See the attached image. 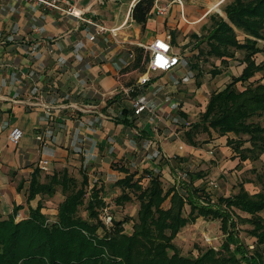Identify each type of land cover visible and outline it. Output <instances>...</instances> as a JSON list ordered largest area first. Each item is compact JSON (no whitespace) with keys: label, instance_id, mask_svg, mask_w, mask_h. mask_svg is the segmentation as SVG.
<instances>
[{"label":"crops","instance_id":"1","mask_svg":"<svg viewBox=\"0 0 264 264\" xmlns=\"http://www.w3.org/2000/svg\"><path fill=\"white\" fill-rule=\"evenodd\" d=\"M69 1L71 14L63 7L0 0V210L6 211L0 214L21 206L17 221L36 208L39 196L30 203L25 196L30 175L43 160L45 174L78 164L89 169L93 180L114 184L124 176L120 167H139L134 170L138 177L143 168L161 171L170 165L152 159L156 151L181 162L205 158L198 147L202 132L194 137L197 146L189 145L184 133L205 111L210 93L223 89L245 68L241 52L226 66L214 58L200 61L203 78L196 86L191 61L198 43L193 36L206 33L212 14L226 19L220 10L225 0H165V13L158 14L155 4L144 29L131 18L138 0ZM235 32L239 40L246 37L241 30ZM168 36L180 64L168 72L149 71L147 46ZM258 43L263 52L255 55L256 63L264 62V41ZM139 54L144 72L134 67ZM215 66L222 72L211 76ZM143 75L149 81L139 84ZM135 100L149 109L134 115ZM14 127L23 132L17 145L8 140ZM222 138L221 151L233 154L227 136L213 135V141L201 146L219 145ZM260 161L264 163V153ZM204 170L198 171L203 174L198 180L205 178Z\"/></svg>","mask_w":264,"mask_h":264},{"label":"trees","instance_id":"2","mask_svg":"<svg viewBox=\"0 0 264 264\" xmlns=\"http://www.w3.org/2000/svg\"><path fill=\"white\" fill-rule=\"evenodd\" d=\"M154 5L155 0H138L132 8L131 18L141 29ZM223 12L226 19L212 14L206 33L193 36L198 43L191 61L196 86L201 84L200 61L214 58L226 66L241 52L245 68L223 89L210 93L205 111L184 136L192 146L198 145L194 137L200 132L227 136L226 145L240 163L255 162L264 153V75L253 80L257 73H264V62L255 61V55L263 52L258 40L264 41V0H231ZM235 29L246 37L239 40ZM203 43L206 49H200ZM135 63V68L145 71L142 54ZM221 72L215 66L209 73ZM118 169L124 176L113 184L120 191L114 204L138 202L131 232L124 229L128 217L111 218L109 225L102 220L107 207L104 187L90 180L82 167L78 179L68 168L45 174L39 165L30 175L25 196L27 203L39 196L36 208H29L28 216L18 221L21 206L0 214V264H264V164L261 175L257 174L261 186L257 193L250 194L241 185L233 195L215 196L214 203L206 185L195 184L202 173L186 172V181L177 180L166 188L159 168H143L138 177L137 171ZM58 189L63 200L51 220L41 211L42 199L52 198ZM200 200L208 203L202 205ZM198 218L218 220L224 240L218 249L207 246L196 256L183 255L175 239ZM239 225H248L245 232L254 240L252 245L238 238Z\"/></svg>","mask_w":264,"mask_h":264},{"label":"rangeland","instance_id":"3","mask_svg":"<svg viewBox=\"0 0 264 264\" xmlns=\"http://www.w3.org/2000/svg\"><path fill=\"white\" fill-rule=\"evenodd\" d=\"M230 1L231 0H225V3L220 7V10L222 11L223 7H225V5ZM166 2L167 1L164 0L163 3L160 1L157 3V0H155V4H159V7L164 6ZM206 70H209V68H205L204 71ZM237 87L239 89H242L240 84H237ZM198 118L199 116L197 117V119ZM213 135L216 137V134L214 133H212L210 136L204 134V132L198 135V138L200 139V144L198 145V147L203 148L201 155L205 154V158H193L191 161L187 160L185 162L178 161V159L176 158H171L170 162H168L170 163V165L164 166L161 170L163 185L166 188H169L172 184L176 182L175 176H179L180 174L182 175L183 172L198 173L200 169H205L204 171H206L208 175L206 173L205 178L202 180L195 181V184L207 186L208 183L211 181L216 183L217 188H211L210 191L214 197L220 195H233L238 192V188L241 185L245 186L244 188L250 193L258 192L261 186L257 174L261 175L262 165L264 163L261 161H245L240 163L236 158L237 156H234L233 154H228V150L226 154H224L220 149L221 147L224 148V138L221 139V143L218 141L219 145L212 143L210 147L201 146L209 141H213ZM223 151H225V149ZM79 166L80 165L78 164L76 166L69 165L70 168H68L70 174L78 179H80ZM82 169L87 172L88 176L90 177L89 179H91L92 181L97 180V183L101 184L104 187L103 192L105 194V201L107 203V207L105 211L101 213L102 220L105 214L116 220H121L125 217H128L130 218V221H128L124 225V229L127 233L131 232V219H135L136 217V213L138 210V202H127L123 206L115 205L113 199L120 193V191L117 187L113 186V182H103L98 179L93 180L92 176L89 175V173L91 174L89 169L87 167ZM136 169H139V167H130L129 170L133 172ZM57 192L58 193L54 197L50 199L44 198V200H42L43 207L45 208L42 212L47 215L51 220L55 219V210L57 208L58 203L63 198V195L60 193L59 189ZM188 211L189 207L186 206L185 212L187 213ZM0 212L3 214L6 213V211L4 210H0ZM81 212L82 215H85L83 209L81 210ZM19 217L20 216L18 215L17 218L19 219ZM194 225H189L186 230L182 229V234L180 235L178 240H175L174 242L179 247V250L183 255L196 256L198 254L199 249L201 248L208 246L216 247L218 249L220 247L222 241L224 240V235L220 230V222L218 220L213 221L209 219L207 220L204 218H199L194 223ZM238 228L240 230L238 231V238L244 241L246 245H252L254 240L249 237L245 232V230L249 228L248 225H239ZM205 237H208L210 239V242H206Z\"/></svg>","mask_w":264,"mask_h":264},{"label":"built area","instance_id":"4","mask_svg":"<svg viewBox=\"0 0 264 264\" xmlns=\"http://www.w3.org/2000/svg\"><path fill=\"white\" fill-rule=\"evenodd\" d=\"M27 1L38 4L46 9H61V7H63L65 9V12L69 14L73 13V8L70 3L71 1L69 0H27ZM155 7H156V11L158 14H164L166 11L164 7H159L158 5H155ZM101 30L102 29L99 28L98 31H101ZM90 40H94V35L90 37ZM147 48L150 53V57H149L148 64H147L149 71L168 72L172 70L174 67H176L177 65H179L181 62L180 57L177 54H174L172 52V47L170 44L169 36L166 39L163 38V39H157L153 41L149 45V47L147 46ZM148 81H149V77H147L146 75H143L141 79L139 80V84H145ZM133 106H134V115H139L143 111L149 109L147 105L140 100H135L133 103ZM10 132L11 133H9L8 135L9 142L13 145H17L22 138V135H23L22 130L17 127H14L12 128V131ZM151 158L152 159H165V160L170 161L171 158H175V157L174 156L168 157L165 154H162L156 151L152 153ZM46 164H47V161L43 160L42 167L45 168ZM177 180L186 181L187 180L186 172H183L182 175L180 174L179 176L178 175L175 176V181ZM211 188H217V184L214 183L213 181L209 182L207 185L208 191H210ZM209 200H210V203H214L216 199L214 196H212ZM200 203L202 205H206L208 202L204 200H200ZM103 220L107 225L111 223V217L106 214L104 215ZM205 241L210 242V239L208 237H205ZM213 248L217 249L216 247H213Z\"/></svg>","mask_w":264,"mask_h":264}]
</instances>
